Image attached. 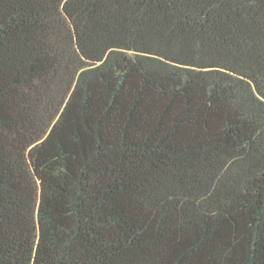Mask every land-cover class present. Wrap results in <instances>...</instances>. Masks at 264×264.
<instances>
[{"label": "trees", "instance_id": "trees-1", "mask_svg": "<svg viewBox=\"0 0 264 264\" xmlns=\"http://www.w3.org/2000/svg\"><path fill=\"white\" fill-rule=\"evenodd\" d=\"M0 264H264V0H0Z\"/></svg>", "mask_w": 264, "mask_h": 264}]
</instances>
